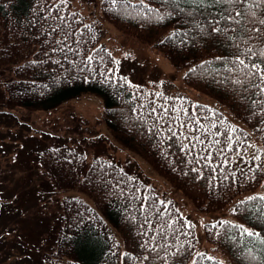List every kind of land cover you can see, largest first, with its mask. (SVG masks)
Masks as SVG:
<instances>
[{"label": "trees", "instance_id": "obj_1", "mask_svg": "<svg viewBox=\"0 0 264 264\" xmlns=\"http://www.w3.org/2000/svg\"><path fill=\"white\" fill-rule=\"evenodd\" d=\"M99 8L100 18L123 34L185 67L184 84L211 96L264 145V0H99ZM92 18L71 0H0L1 105L8 113L47 110L85 93L99 95L110 133L193 205L212 211L232 204L236 220L215 218L203 226L229 264H264V195L234 198L264 185V160L240 159L246 129L225 110L120 74L99 19ZM1 72L8 73L2 91ZM39 154L43 181L58 201L46 219L51 228L43 233L48 241L40 264H225L194 249L187 216L136 171L103 155L89 161L73 146ZM1 174L0 221L9 214L17 224L26 201L7 193L11 175ZM70 188L94 202L57 197ZM41 202L27 210L35 222L45 218ZM12 229L0 230V244ZM17 240L24 245L22 236L11 242Z\"/></svg>", "mask_w": 264, "mask_h": 264}, {"label": "rangeland", "instance_id": "obj_2", "mask_svg": "<svg viewBox=\"0 0 264 264\" xmlns=\"http://www.w3.org/2000/svg\"><path fill=\"white\" fill-rule=\"evenodd\" d=\"M71 3L83 14L99 19L101 40L113 50L120 74L132 81L161 85L162 91L167 94L187 96L194 101L206 102L212 107L227 111L224 106L218 105L211 96L183 83L182 74L185 67L173 66L156 47L144 44L133 36L123 34L111 22L100 18L99 0H71ZM7 76V72H1V91L3 81ZM5 109L0 100V182L3 181L1 170L10 174L13 185L7 190V193H10L15 200L18 194L21 195L26 201L24 205L31 212L35 211L32 204L38 202L39 197H42L39 206L41 215H45V218L38 215L35 222L31 213L27 216V210H24L18 216L17 224H13L9 223V214L4 216L0 221V230L4 229L6 233L8 229H15H12L13 233L7 234L6 239H1V242L5 243L0 244V264H40L42 261L41 254L46 248L44 240H47L48 237V233L43 235L44 231L48 229L46 219L51 217L53 211L56 210L58 201L53 202L55 196H51V191L47 189L48 181L45 182L46 178L42 175L40 168L41 163L38 162L43 156V154H39V149L43 150L47 147L52 150L56 148L65 150L72 146L84 151L89 161L96 155H103L120 162L127 169L136 171L145 180L153 183L162 193V197H166V199L172 197L173 204L187 216L194 229V249L204 251L207 255L215 256L225 264H229L223 252L214 242L207 239L203 226L207 220L215 218L236 220L231 213L232 204L226 203L212 211L200 210L193 205L178 189L171 186L146 158L122 145L110 133L101 118L102 100L99 95L85 93L56 108L47 110L14 108L12 109L13 113H8L9 111ZM226 115L228 120L236 121L243 130L247 131L246 152L240 159L264 160V145L260 135L236 116L229 112ZM32 149L37 150L32 151ZM34 183H38L39 187L30 188L31 185L34 186ZM20 186L24 190L18 188ZM251 193L264 195V185L260 183L252 191H243L234 198L242 199ZM69 195L81 196L91 203L94 202L87 194L75 188L57 192L59 198ZM32 219L34 223L31 221ZM49 227L51 228V226ZM25 228L30 230L28 236L24 234L23 229ZM18 236L19 238L22 236L24 245L21 240H17L14 244L13 241L11 242ZM7 241L11 243L7 245ZM6 245L9 246L8 249H6Z\"/></svg>", "mask_w": 264, "mask_h": 264}, {"label": "snow or ice", "instance_id": "obj_3", "mask_svg": "<svg viewBox=\"0 0 264 264\" xmlns=\"http://www.w3.org/2000/svg\"><path fill=\"white\" fill-rule=\"evenodd\" d=\"M241 63H243V62H241ZM261 199H264V197H261ZM249 235H252V233H249Z\"/></svg>", "mask_w": 264, "mask_h": 264}]
</instances>
